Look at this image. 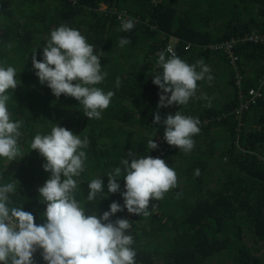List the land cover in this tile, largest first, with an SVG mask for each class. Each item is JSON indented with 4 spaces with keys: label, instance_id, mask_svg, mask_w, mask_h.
I'll return each mask as SVG.
<instances>
[{
    "label": "trees",
    "instance_id": "1",
    "mask_svg": "<svg viewBox=\"0 0 264 264\" xmlns=\"http://www.w3.org/2000/svg\"><path fill=\"white\" fill-rule=\"evenodd\" d=\"M119 16L132 18L134 28L121 31ZM62 24L79 30L102 51L98 54L107 75L96 86L114 95L99 119H88L75 98H57L35 75L32 52L36 49L41 59L50 31ZM252 31L264 36V0H0V62L15 67L20 82L8 103L12 119L22 121L19 145L24 156L10 163L0 159V179L17 180L13 204L33 213L37 224L43 222L40 214L46 205L38 189L49 173L30 142L56 122L89 141L75 193L86 214L100 215L113 201L123 204L120 192L105 191L95 203L86 197L88 183L113 168L122 169L128 151L162 158L175 170L176 187L163 199H150V215L125 209L111 217L130 220L136 264H264V42L246 41L236 48L242 88L262 92L241 117L240 130H235L238 121L231 114L239 102L235 71L224 55L208 49ZM121 37L131 42L120 46ZM173 38L177 56L187 63L225 68L211 71V81L207 75L197 81L196 101L191 97L187 104L158 108L161 90L153 75L160 71L159 53ZM204 92L212 102L202 98ZM216 94L225 100L218 101ZM178 110L200 121L187 153L165 141L162 123H153L155 113L163 120ZM78 121L82 127L77 128ZM221 133L226 134L224 141ZM151 139L156 149L149 150ZM103 179L107 184L106 175ZM119 183L124 190L123 177ZM34 264H46L39 250Z\"/></svg>",
    "mask_w": 264,
    "mask_h": 264
},
{
    "label": "clouds",
    "instance_id": "2",
    "mask_svg": "<svg viewBox=\"0 0 264 264\" xmlns=\"http://www.w3.org/2000/svg\"><path fill=\"white\" fill-rule=\"evenodd\" d=\"M134 26L132 18L121 17V31L129 32ZM130 42L128 37L119 40L120 46ZM98 52L102 51L89 44L79 30L62 24L50 31L41 59H37L36 49L31 57L39 82L46 84L57 98L61 94L75 98L88 119H99L114 95L113 91L105 92L96 86L107 75L102 71V56ZM167 53H159L160 71L153 75V83L161 90L158 108L187 104L196 94L197 81L206 75L209 81L213 79L208 75L210 68L202 61L189 64L171 48ZM19 83L16 68L0 62V159L9 163L24 156L19 145L22 121L12 119L8 103L10 91ZM119 85L117 78L116 86ZM153 123H162L165 141L185 153L193 149V137L200 132L199 118L179 110L163 120L157 112ZM88 144L87 137L82 139L56 122L50 132L37 133L31 139V150L44 157L42 167L49 173L38 189L39 199L46 205L40 224L35 222L33 213L13 204L11 195L17 192V180L4 183L0 179V264H34L38 250L46 264H136L130 220L118 217L113 221L111 217L125 209L140 216L150 215L154 207L153 203L149 208L150 199H163L166 192L176 187V172L162 158L148 154L137 157L135 152L128 151V156L121 159L123 168L116 167L105 174L107 184L105 175L88 183L86 197L87 202L95 203L105 191L108 195L120 192L123 204L113 201L100 215L96 211L86 214L85 205L76 199L75 193L76 178L85 170ZM157 147L151 139L149 150ZM121 177L124 190L119 183Z\"/></svg>",
    "mask_w": 264,
    "mask_h": 264
},
{
    "label": "built area",
    "instance_id": "3",
    "mask_svg": "<svg viewBox=\"0 0 264 264\" xmlns=\"http://www.w3.org/2000/svg\"><path fill=\"white\" fill-rule=\"evenodd\" d=\"M173 41L177 42V38H173ZM246 41L261 43L264 42V36L256 33L255 31H252V33L247 36H243L242 38L220 41L217 43H213L208 47L210 51L220 55H224L228 61L229 66L235 71V86L237 88V99L239 100L238 105L231 112L234 119L238 121L235 130H240V128L243 126V122L240 121V119L243 116L244 112L248 110L250 106L255 104L257 100L262 96V92L257 88L251 87L247 88L246 90L242 88V75L239 71V58L236 53V48L239 43H243ZM176 42H170L166 44V46L164 47L166 55L168 54L167 49L169 48H171L172 51L177 55ZM186 48H191V44H186Z\"/></svg>",
    "mask_w": 264,
    "mask_h": 264
},
{
    "label": "rangeland",
    "instance_id": "4",
    "mask_svg": "<svg viewBox=\"0 0 264 264\" xmlns=\"http://www.w3.org/2000/svg\"><path fill=\"white\" fill-rule=\"evenodd\" d=\"M103 8H105V7H103ZM170 42H173V43H174V42H176V41L170 40ZM215 70H217V69L215 68ZM216 72H219V71H216ZM219 79H221V77H220ZM217 82H218V81H217ZM206 94H207V93L204 92V95H205L204 97H207V98H208L209 96H206ZM207 95H208V94H207ZM215 96H216V99H218V101H219V100H225V95H223V94H216ZM191 100H195V101H196L197 99H196V97L194 96V97L191 98ZM207 100H211V99H207ZM81 122H82V121H78V122H77V128L83 126ZM73 129H74V128H73ZM222 130H225V129L222 128ZM78 131H80V130H78ZM211 135H215V132L213 131V129H212V131H211ZM220 136H221V141H224V140H225L224 138H225L226 134H222V133H221Z\"/></svg>",
    "mask_w": 264,
    "mask_h": 264
},
{
    "label": "crops",
    "instance_id": "5",
    "mask_svg": "<svg viewBox=\"0 0 264 264\" xmlns=\"http://www.w3.org/2000/svg\"><path fill=\"white\" fill-rule=\"evenodd\" d=\"M218 66H219L218 69L215 67L217 70H214V69H215L214 67L210 68V72H211V71H219V72H221V70H222V69L224 70V68H225V67H222L221 65H218ZM213 68H214V69H213ZM209 74H210V73H209ZM221 79H222V77H221ZM211 102H212V100H211ZM204 103H205V102H204Z\"/></svg>",
    "mask_w": 264,
    "mask_h": 264
},
{
    "label": "bare ground",
    "instance_id": "6",
    "mask_svg": "<svg viewBox=\"0 0 264 264\" xmlns=\"http://www.w3.org/2000/svg\"><path fill=\"white\" fill-rule=\"evenodd\" d=\"M145 137V136H144Z\"/></svg>",
    "mask_w": 264,
    "mask_h": 264
}]
</instances>
